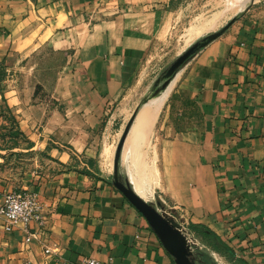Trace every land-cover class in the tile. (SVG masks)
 <instances>
[{
	"label": "crops",
	"instance_id": "1",
	"mask_svg": "<svg viewBox=\"0 0 264 264\" xmlns=\"http://www.w3.org/2000/svg\"><path fill=\"white\" fill-rule=\"evenodd\" d=\"M169 3L0 0V205L7 192L28 188L47 215L40 240L30 242L0 219V264H177L113 184L114 160L112 173L105 156L126 129L123 148L132 141L147 111L152 98L132 87ZM41 45L62 62L51 80L34 83ZM169 88L148 113V138H137L147 143L135 139L161 176L144 198L157 194L183 211L204 264L196 247L216 244L215 236L227 250L207 251L213 260L264 264V11L239 15Z\"/></svg>",
	"mask_w": 264,
	"mask_h": 264
},
{
	"label": "rangeland",
	"instance_id": "2",
	"mask_svg": "<svg viewBox=\"0 0 264 264\" xmlns=\"http://www.w3.org/2000/svg\"><path fill=\"white\" fill-rule=\"evenodd\" d=\"M233 2L237 4L238 8L233 15L223 20L219 25L209 26L188 40V31L191 27L199 24L201 20L209 18V16L211 17L218 11H220V15L221 13L225 14L229 5ZM249 10L264 11V0H170V3L165 8L158 32L147 50V54L133 84V95L136 97L140 96L142 99L151 98L155 89L154 83L156 79L161 76L162 72L166 70L172 61L184 50L188 49L192 44L206 35L221 29L233 17L239 16ZM218 17L216 19H218ZM34 55L35 57L33 60H35V63L39 67L38 77L35 79L34 83L38 82V80L40 81L39 83H43L44 79L51 80L55 72L59 69L60 62H62L61 56L55 54L47 45L39 46ZM38 87L39 91H41L44 86L38 84ZM115 151V147L107 148L105 151V156L106 154H111V164L109 163L108 165L110 167H108L111 170L112 166V173ZM119 160V163H121V157ZM122 162L128 171L126 163H124V161ZM118 172L120 176L125 179L123 166H119ZM153 194L154 190L151 196H153ZM155 195V198H150L149 200L154 202L159 200L158 195ZM211 249L218 250L219 252L223 251L221 247H218L214 243H208L205 246L198 245L196 247V250L200 254L206 255L210 264H237V261L221 260L219 256H217V261L213 260L214 258L212 256L210 257L206 254L207 251H211Z\"/></svg>",
	"mask_w": 264,
	"mask_h": 264
},
{
	"label": "water",
	"instance_id": "3",
	"mask_svg": "<svg viewBox=\"0 0 264 264\" xmlns=\"http://www.w3.org/2000/svg\"><path fill=\"white\" fill-rule=\"evenodd\" d=\"M238 16L233 17L221 29L214 31L202 39L192 44L184 50L172 63L164 70L155 81V89L151 98L159 95L167 89L177 71L183 66L203 45L218 37ZM128 129L124 132L116 148L114 156L113 184L127 197V199L143 214L147 219L151 229L160 239L165 249L175 258L177 264H203L202 260L192 251L190 241L181 230V225L165 211V205L161 200L148 201L131 184L129 179H123L119 172V159L125 142Z\"/></svg>",
	"mask_w": 264,
	"mask_h": 264
},
{
	"label": "bare ground",
	"instance_id": "4",
	"mask_svg": "<svg viewBox=\"0 0 264 264\" xmlns=\"http://www.w3.org/2000/svg\"><path fill=\"white\" fill-rule=\"evenodd\" d=\"M236 10H238L237 4L233 2L231 3V5H229L228 10L226 11L225 14L221 13L220 15V11H218L214 13V15H212L211 17L209 16V18L201 20L199 24L196 23L197 25L191 27V29H189L188 31L189 32L188 40L194 37L197 33L205 30L211 25H219L223 20L233 15L236 12ZM217 17L218 19H216ZM169 92H170V88L168 87L167 89L163 90L159 95L152 98L149 104L145 103L146 105H144V108H146L147 111L146 110L144 111L142 109L143 111L141 112V116L140 115H139L140 117L138 116L139 117L138 121L136 120L137 124L134 125V130L132 131V135L130 138L132 139V141L127 143L121 152V158L123 157V161L126 163V165L129 168L131 180L133 182L135 189L145 198L151 197V194L154 190L155 185L159 184L158 182L159 180H161L159 179L161 176L159 177L158 168L156 167V163H155L156 158H153L150 161L148 159L146 150L142 148L143 146L142 147L137 146L136 145L137 141H135V139L138 140L137 138L142 137L144 134H146L145 138L147 137V132L145 133V128L149 127V125L146 126V124L149 123L148 120L150 117L148 113L152 114L158 111L159 108H161L164 102L166 101L169 95ZM150 126H151V123H150ZM139 140L137 144H139ZM145 141H148V139H146ZM146 143L143 142L142 144H146ZM106 155H107V158H109L110 160L111 154H106Z\"/></svg>",
	"mask_w": 264,
	"mask_h": 264
},
{
	"label": "built area",
	"instance_id": "5",
	"mask_svg": "<svg viewBox=\"0 0 264 264\" xmlns=\"http://www.w3.org/2000/svg\"><path fill=\"white\" fill-rule=\"evenodd\" d=\"M164 211L172 216L181 225V230L189 234L187 219L181 209L167 208ZM0 219L3 221L6 230H12L16 226L22 227L26 231L25 241L33 239L40 240L43 230L47 223V215L44 212L43 204L39 200L37 192L28 188L14 189L4 195V201L0 205ZM36 223L37 228L30 229L31 223ZM46 253L51 252L50 247L44 248ZM81 264H105L103 261L89 257L84 259Z\"/></svg>",
	"mask_w": 264,
	"mask_h": 264
},
{
	"label": "trees",
	"instance_id": "6",
	"mask_svg": "<svg viewBox=\"0 0 264 264\" xmlns=\"http://www.w3.org/2000/svg\"><path fill=\"white\" fill-rule=\"evenodd\" d=\"M214 236H215V235H214ZM215 238L217 239V243H216L217 246H218V247H221V249L224 250V252H225V251L227 250L226 245H224V244L220 241V239H219L217 236H215ZM216 244H215V245H216Z\"/></svg>",
	"mask_w": 264,
	"mask_h": 264
},
{
	"label": "flooded vegetation",
	"instance_id": "7",
	"mask_svg": "<svg viewBox=\"0 0 264 264\" xmlns=\"http://www.w3.org/2000/svg\"><path fill=\"white\" fill-rule=\"evenodd\" d=\"M198 258V257H197ZM198 259H200V258H198ZM200 260H202V259H200ZM202 263H203V261H202ZM204 264V263H203Z\"/></svg>",
	"mask_w": 264,
	"mask_h": 264
}]
</instances>
